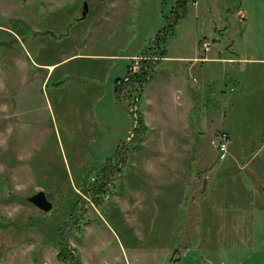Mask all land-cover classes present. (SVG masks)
Returning <instances> with one entry per match:
<instances>
[{"label":"rangeland","instance_id":"obj_1","mask_svg":"<svg viewBox=\"0 0 264 264\" xmlns=\"http://www.w3.org/2000/svg\"><path fill=\"white\" fill-rule=\"evenodd\" d=\"M84 3L91 10L82 18ZM206 42L207 50L202 46ZM99 43L105 46L97 47L99 52L137 54L128 57L125 72L138 56L130 80L115 78V102L121 110L110 107L104 117L96 104L66 108L65 102L61 108L57 97L65 98L66 88L53 90L61 76L50 77L53 67L47 64ZM195 52L262 60L203 64L206 84L195 95L205 101H194L199 106L194 114L206 119V126H195L189 143L175 136L178 98L168 78L180 63L166 58ZM101 61L77 56L61 63L60 73H80L69 81L75 97L84 101V91H91L89 83L99 75L94 66ZM113 62L111 73L121 75L125 61L109 60V65ZM178 69L185 77H198ZM262 72L264 0H0V264H126L122 249L129 264H214L219 247L241 245L259 250L240 264H264L263 212L251 211L259 221L239 222L242 237L231 224L230 213L237 211L226 206L248 197L251 205L264 209V190L251 195L239 183H213L229 160L230 135L231 149L263 141L258 133L264 109L250 102L223 104L234 93L236 79L257 80ZM227 126L234 133L223 129ZM221 141L227 142L224 158L218 152ZM194 146L205 155L192 156ZM182 150L191 152L183 155ZM257 160H264L262 153L250 166ZM230 163L236 165L232 159ZM177 164L184 165L175 186L179 197L191 186L188 206H180V219H187L185 236L183 230H171V219L160 223L158 207L149 204L152 198L173 195L168 183ZM189 167L191 180L185 178ZM263 174L264 168L258 176ZM40 190L52 203L49 211L26 199ZM167 207L163 204L159 212L165 214ZM177 209L174 205L175 213ZM223 214L228 218L221 223ZM256 229L262 233L251 239ZM227 258L235 264V257Z\"/></svg>","mask_w":264,"mask_h":264},{"label":"crops","instance_id":"obj_2","mask_svg":"<svg viewBox=\"0 0 264 264\" xmlns=\"http://www.w3.org/2000/svg\"><path fill=\"white\" fill-rule=\"evenodd\" d=\"M97 4H95V5H97ZM90 10H91V7H88V11L86 14H88ZM81 39H83V37H81ZM102 45L103 44H101V43H99L97 46L94 45L87 52H82L81 50H77V51H79V53H76L73 55L67 54L63 58L52 61V62L47 64V66L49 65V69H51L53 67V72L51 73L50 77L53 74L61 76L60 79L57 78V81L52 86L53 90H61L63 88V86H65V88H66V97L65 98H63L62 96L57 97V103L60 105L61 108L66 107L65 102H67L66 108H69L72 105L80 107V106L85 105V104L87 105V107L92 108V106L94 104H96L94 107L96 108L98 115L99 116L103 115L104 117H106L105 113H106L108 108H110V107L113 109L119 108V106H117V104L115 102V95H114L115 78H120L125 74V67H126V64L128 62L127 61L128 57L133 56V55H137V54L136 53H127V55H122V53L118 54V53H109V52H107V53L99 52L97 47L103 49V47H105V46H102ZM77 56H80L83 59H103V60H105L104 62L101 61V62L97 63L96 66H94L99 70V75H98V77L93 79L92 83H89V89L91 91H84V93L86 95L84 101L78 96L75 97L74 93L71 92V86L69 85V81L70 80L72 81L75 77L79 76L80 73H77L76 76L74 77L68 71L67 72L65 71L63 73L59 72L60 69L62 68V66H60L62 62H66V64H64V66H65V65L69 64ZM84 56L86 58H84ZM168 57L166 58L168 61H170V62L174 61L176 63H180V64H177L176 75L172 74L173 75L172 76L171 73H169L171 76L168 77L169 80L171 81V84L175 85L174 89H175V93H176L177 98H178L176 109H178L177 118L179 120V122H178L179 124H176L177 128H176L175 136L177 138L180 137L184 140H188L189 143H190V140L192 143V140H194V138H195L194 137L195 136L194 134H196L195 126L197 127V126L201 125V123H203V122H204L202 124L203 127L206 126V119L201 120V118L196 117V115L194 114V112L197 111L196 107L199 108V106H197L196 102H194V101L199 100L203 104L205 101V97L195 95V91H197V92L202 91V89L201 90H199V89L204 87L206 84V83H204V82H206V74L204 72L206 67H204L203 64L206 62H215V63H224V62L225 63H235V62H238L240 65V63H247L248 61H253L251 63H254L255 61H261L262 60V58H254L253 59V58H247V57H242V56H237L235 58V57L198 55V54H196V52L193 55H171ZM109 60H123V61H125V63L123 62V65H122V69H121V73H120L121 75L117 76V74L111 73V68H112L114 62L109 65ZM199 62L201 64L197 65V63H199ZM45 65L43 67H45ZM89 66H91V64H89ZM179 67L185 69L186 73H189L190 71H192L193 73H197L198 77H192V79L190 78L189 75H188V77H185V74H183L181 72V69H178ZM239 67H244V66H239ZM261 74H262L261 78L259 76L257 80L255 77L253 79H251V77H249V76H245L244 78L236 79V81H235L236 85L234 86V88H232V91L234 93L232 95H230V97L225 96L224 97L225 99L223 100V104L228 106L229 102H231V105H233L234 102L235 103L242 102L243 104L250 102L254 106H257V108L264 109V86H260V82L264 79V72H262ZM59 76H57V77H59ZM46 77L47 76H44V80L46 79ZM109 79L111 80L110 83H112L111 86L113 88L112 91H110V92L108 91ZM251 81H253V82H251ZM55 87H56V89H55ZM156 95H157V93L155 92V96ZM158 97L159 96L157 95L156 98H158ZM226 100H227V102H226ZM200 106H204V105H200ZM190 114H193V118H192V116H190ZM256 119L253 120V124L256 121ZM61 120H63V119L61 118ZM114 122H115V120H114ZM114 122H113V124H114ZM260 123H263V122H261V120H259V124ZM119 125H120V122H119ZM223 129H225L226 132L234 133V131H232L229 126L223 128ZM121 130H123V127L119 126V132H121ZM263 131H264V125H263L262 130L258 134L260 136H263L264 135ZM203 133H205V132H203ZM197 135L198 136L201 135V131L199 133L197 131ZM117 140H120V136H118L116 138V141ZM262 140L263 141H258L256 143V145H254V144L251 145L250 148H244L243 145H241L240 149H238V148L231 149L233 146L234 137L231 139V135H230L229 160L222 165V167H223V169L221 170L222 176L219 177L218 180H215L213 183L219 184L221 181L224 180V181H226V185L229 184V185H233L234 187H237V184L239 183L240 188L241 189L244 188V190L247 191L248 193H251V195H255L254 193H256V192H252V190L256 191V190L261 189L263 191L264 190V184L261 183V180L264 179V177H263L264 174L259 175V176H258V174L264 168V160H257V164L255 166H250L251 163L254 162V159L258 153H262L264 156V151H263V149H264V138ZM242 141H244V140H242ZM189 143H188V146H189ZM114 148L115 147H113V149ZM193 148H194V150H192V152L189 150H187V151L182 150L183 155L185 153L189 154V152H191L192 156L194 155L195 157H200V156L205 155L206 151H204V153H203L202 149H199V150L197 148L195 149V146ZM253 149H257V150L253 151ZM115 150H116V148H115ZM249 150L252 151L250 154L247 152ZM176 151L178 153L177 156L180 155L181 150L178 151V149L176 148ZM230 159H232L234 162H236V165H232L230 163ZM177 165H179V164H177ZM209 166L202 167V170L205 172L207 167H209ZM183 167H184V165H179L176 170L172 171L171 183H168V184H171L172 186H170V187H172V188L174 187V189H175V192L173 193V195H169L170 197H168V198H160V199L152 198L150 200L149 204H153L156 207H158L157 211L159 214L158 219H159L160 223L167 222L169 224L168 221L171 219V222H172L171 230H175L177 234H179L180 231L183 230L184 236H185L186 231H187V226H186V223L184 224L183 222H185V220L187 221V219L184 218L185 217L184 215H183V219L182 220L180 219V213H181L180 206H182V208H186V206H188L189 201L191 200L189 197V194L191 192L188 194V190L191 188V186L187 185L186 188H183L182 192L180 193L181 198L179 197V191L177 190V187H175V186H178V181L180 180L179 173L183 172ZM234 170L236 171L235 173H237L238 176H240L237 178V181L235 180V177L232 176L233 173H231V172H234ZM192 172H193V170L190 169V167H189V169L187 168L186 169L187 174L185 175V178L191 180L194 177V174H191ZM239 173H241V174H239ZM229 179H233V180L229 181ZM223 182L221 183V185L223 184ZM262 193H264V191ZM174 195H176V196H174ZM185 195H186V197H184ZM256 195H260V192H257ZM105 198L108 199V195ZM253 203L254 202L248 200V197H244V198L239 197V199L235 203L226 204L228 209H234L237 211V213H235V214L234 213H230V214L232 215L231 220H234V222H237V224H235L234 222H231V224H233L234 227L236 228V232H237L238 236H242V237L246 236L244 232H243L244 236L242 235L241 229H240L241 225L239 222L245 223L246 220H253V219L255 221H259V218L257 217L258 215H254L253 213H251V211H253V212L257 211L258 213L263 212V214H264V209L258 208L259 205H257V204H255L256 206L251 205ZM163 204L168 206L166 209L167 215H166V212H165V214H162L159 212V210L163 207ZM174 205L178 208L176 213L174 212ZM236 205L247 208L248 210H250V212L247 211L246 215L244 216V210H247V209L239 208ZM224 216H225L224 214H223V216H220L221 217V221H220L221 223L225 219ZM227 218H228V215H227ZM262 222H264V219L262 220ZM174 224H176V228L174 227ZM180 224H182V228H180ZM222 227H224V225L220 226V228H222ZM245 227H246V225H245ZM159 230H163L162 226H159ZM250 230L251 229H248V231H250ZM259 233L261 234L262 232L260 230L257 231V229L253 230L252 234L250 233L251 239L257 238L255 236H257ZM246 234L248 235V232H246ZM248 236H250V235H248ZM221 247L218 248L219 250L215 251L216 262L214 264H228L229 259L227 257H233V258L235 257L236 258V259L234 258V260H236L235 264H240V263H244L247 261H251L249 259L251 257L254 258V256H256V254L258 253V250H259V247L248 246V245H241V246H236V247L235 246H229V247L223 246V249H221ZM122 254L124 256V260L126 261V264H129V260H128L127 256L124 254L123 249H122ZM229 254H236V255L230 256ZM184 255H186V254H184ZM203 260H204V258H203ZM204 262H205V260H204ZM86 264H90V263H86Z\"/></svg>","mask_w":264,"mask_h":264},{"label":"built area","instance_id":"obj_3","mask_svg":"<svg viewBox=\"0 0 264 264\" xmlns=\"http://www.w3.org/2000/svg\"><path fill=\"white\" fill-rule=\"evenodd\" d=\"M209 45L210 44L208 42L202 44V46L205 48V50L208 49ZM137 66H138V56H134L133 60H131L128 63V67H129L128 72H125V74L118 79L119 82L121 83L123 81L126 82V81L130 80L132 78V76L135 75L136 70H137ZM218 149H219L218 152L220 153L221 158H224L226 153H227V142L221 141L218 144Z\"/></svg>","mask_w":264,"mask_h":264},{"label":"water","instance_id":"obj_4","mask_svg":"<svg viewBox=\"0 0 264 264\" xmlns=\"http://www.w3.org/2000/svg\"><path fill=\"white\" fill-rule=\"evenodd\" d=\"M88 11V6L86 3H84L83 11H82V18L85 17L86 13ZM28 201L39 207L40 209H43L44 211H49L52 208V203L47 198L44 191L40 190L36 193L26 197Z\"/></svg>","mask_w":264,"mask_h":264},{"label":"trees","instance_id":"obj_5","mask_svg":"<svg viewBox=\"0 0 264 264\" xmlns=\"http://www.w3.org/2000/svg\"><path fill=\"white\" fill-rule=\"evenodd\" d=\"M133 79H135V78H133ZM59 254H60V252H59ZM59 254H58V255H59ZM61 255H62V256L64 255L63 252L59 255V257H60Z\"/></svg>","mask_w":264,"mask_h":264}]
</instances>
